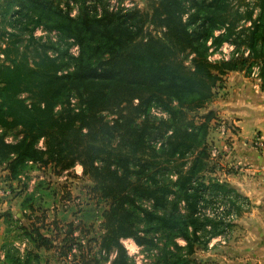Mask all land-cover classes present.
<instances>
[{"label": "trees", "instance_id": "obj_1", "mask_svg": "<svg viewBox=\"0 0 264 264\" xmlns=\"http://www.w3.org/2000/svg\"><path fill=\"white\" fill-rule=\"evenodd\" d=\"M145 1L144 10H110L109 0H0L9 43L0 61V167L15 181L29 165L79 164L109 205L104 264L111 253L108 264H131L121 239L154 254L152 264H194L198 246L230 231L218 209L238 217L247 203L206 175L213 112L199 123L186 115L213 98L227 72L256 68L264 87V0L242 11L233 0ZM38 28L44 37L33 35ZM225 43L231 57L209 61Z\"/></svg>", "mask_w": 264, "mask_h": 264}, {"label": "rangeland", "instance_id": "obj_2", "mask_svg": "<svg viewBox=\"0 0 264 264\" xmlns=\"http://www.w3.org/2000/svg\"><path fill=\"white\" fill-rule=\"evenodd\" d=\"M109 1H112L113 5L126 4L138 10H144L146 6L145 0ZM253 1L233 0L231 8L233 11L236 9L242 11L247 3L252 6ZM245 25L241 22L238 27ZM2 29L0 26V33ZM147 30L152 35L160 36V33H155L151 26ZM224 50L229 53L228 48ZM215 53L222 57L223 51L220 49L210 56ZM10 57L13 58L14 54L12 53ZM230 73L232 72H227L217 83L213 90V98L203 108L186 115L188 120L193 119L199 123L205 113L213 112L206 140L210 149L209 173L206 175L221 182H224L223 172L227 171L222 162L226 156L222 145L230 143L229 140H225L227 133H234L232 126L220 118L228 100L225 77ZM223 127L224 134L221 133ZM12 139V135L6 138L8 142ZM251 146L256 148L253 141ZM37 147L44 149L42 140ZM213 151L215 155H212ZM6 177L7 171L1 166L0 264H10L5 258L2 246L9 249L15 257H19L20 264H94L93 258L104 264L102 257L105 253L101 249V243L105 233L104 215L109 205L107 201L98 199V194L92 190L93 182L83 175L79 164L67 171H60L53 164L29 165L18 180L9 181ZM38 235L45 239V246H40L39 241H36ZM231 242L232 235L229 233L227 237L215 243L211 241L206 248L198 246L191 258L194 264H211L210 255L226 253L227 249L232 248ZM120 243L122 246V243L126 244L128 249H124L131 264L153 263L154 254L145 252L132 239H121ZM178 243L183 245L182 241ZM206 250L208 256L206 253L202 256V252ZM26 258L27 262L23 263ZM113 258L114 253H111L105 264Z\"/></svg>", "mask_w": 264, "mask_h": 264}, {"label": "crops", "instance_id": "obj_3", "mask_svg": "<svg viewBox=\"0 0 264 264\" xmlns=\"http://www.w3.org/2000/svg\"><path fill=\"white\" fill-rule=\"evenodd\" d=\"M225 78L228 100L220 118L234 133H227L230 143L222 145L227 168L222 176L247 206L232 222V248L212 253L211 264H264V150L251 146L255 137L264 142V87L252 74L232 72Z\"/></svg>", "mask_w": 264, "mask_h": 264}, {"label": "built area", "instance_id": "obj_4", "mask_svg": "<svg viewBox=\"0 0 264 264\" xmlns=\"http://www.w3.org/2000/svg\"><path fill=\"white\" fill-rule=\"evenodd\" d=\"M109 4H110V6H109V9H110V10H116L118 6L121 7V8H131V7L127 6L126 4L113 5L114 3H113L112 1H109ZM71 5H72V4H71ZM75 14H76V10L73 9V10L70 12V16H74ZM246 25L248 26L249 23H247ZM7 32H10V30L7 29ZM37 33H39V35H37ZM33 35H34L35 37H44V36L46 35V32L43 31L41 28H38V29L34 32ZM49 36L51 37L52 40H55L56 33H55V32H52V33H50ZM7 43H8V35H7V34H4L3 36H0V60H1V61L4 60V54H3L2 50H4V49L6 48ZM225 48H228V50H229V53H228V54H227L226 51L224 50ZM220 49L223 51L222 57H221V56H217L218 54L216 55V53H215V54H213V56H209V58H208L209 61L214 62V61H219V60H228L229 57H230V55H231V53L234 51V47H233L232 45H230V44H227V43L223 44V46H222ZM220 49H219V50H220ZM210 51H211V50H210ZM70 53H71L72 55L76 56V55L78 54V47H77L76 45L72 46V47L70 48ZM229 54H230V55H229ZM244 55L246 56V55H247V52H245ZM216 56H217V57H216ZM252 76L257 77V69H256V68L253 69V71H252ZM72 102H73V101H72ZM152 112H153V114H155V115H157V116H163V117H165V115L162 114V113H160L159 111H155V110H154V111H152ZM224 132H225V129H224V127H223L222 130H221V133L224 134ZM253 144H254V146H255L257 149H259V150H263V149H264V142L261 141V140H260L259 138H257V137H255V138L253 139ZM212 155H215V151L212 152ZM226 210H227V211L230 210L229 207H228V208H225V207L221 206V207L218 209V213L220 214L221 217H223V219H224L226 222H231V223H232L233 220L236 218V216H235V214H234V211L231 210V212L229 213V215L224 216V213H225ZM207 213L209 214L210 212L207 211ZM229 233H230V232L227 231L224 235L219 236V237H217V238H214L212 241L214 242V241H217V240H221V239L224 238L225 236L227 237V236L229 235ZM127 240H130V239H127ZM122 244H123V246H124L125 249H128V248L125 246V245H126L125 243H122Z\"/></svg>", "mask_w": 264, "mask_h": 264}]
</instances>
